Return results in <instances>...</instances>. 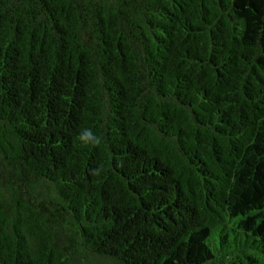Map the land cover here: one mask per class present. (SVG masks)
<instances>
[{
  "label": "trees",
  "instance_id": "1",
  "mask_svg": "<svg viewBox=\"0 0 264 264\" xmlns=\"http://www.w3.org/2000/svg\"><path fill=\"white\" fill-rule=\"evenodd\" d=\"M0 264H264V0H0Z\"/></svg>",
  "mask_w": 264,
  "mask_h": 264
}]
</instances>
